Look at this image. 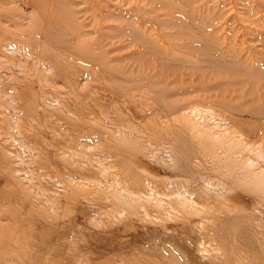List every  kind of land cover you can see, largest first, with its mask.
I'll list each match as a JSON object with an SVG mask.
<instances>
[{"label": "rangeland", "instance_id": "rangeland-1", "mask_svg": "<svg viewBox=\"0 0 264 264\" xmlns=\"http://www.w3.org/2000/svg\"><path fill=\"white\" fill-rule=\"evenodd\" d=\"M20 1L24 3L26 0ZM191 1L40 0L37 6L25 3L24 9H34L33 19L37 17L36 14L49 17L48 20L53 24L49 29L52 35L47 39L37 32H31L13 37L17 41L32 39L35 43L29 44L40 52L37 56L27 59L25 64L28 65V71L23 77L33 82L31 78L33 71H30L29 67H33L38 75L44 73L45 76H39L41 81H34L30 88L26 84L17 86V95L11 106L5 103L8 107L3 109L5 115L2 127L0 122L3 138L7 139V143H13L14 139L10 135L14 132L16 122L26 123L34 116L36 119L31 122L34 125V132L50 134L51 131L50 133L43 131L41 126L43 122L50 121L63 130L69 129L72 136L77 134L73 130L74 127H87L94 131L93 134L98 135L104 129L106 119L110 118L119 125L118 131L121 133L124 130V123L128 121L132 125L134 135L131 153L134 147L145 142L151 144L148 151L152 153L163 145L173 151L177 148L187 151L185 147L188 146V160H192L195 155L200 154L196 153L199 138L186 125L161 119L162 114L171 107L170 101L175 98L172 97L168 101L169 96L166 93L170 89L174 91L171 92L172 95L178 94L179 100L196 97L195 94L188 95L194 88L189 83L166 85L174 78L187 73L192 75L193 81L199 79L201 75L198 81L208 83L212 94L222 93L227 107L223 113L227 120L236 121L238 126L253 130L255 124L252 122H257L258 126L259 120L264 117V42L256 41L254 38L262 39L260 29L264 27V18L260 20V26H255L250 21L261 14L251 10L252 16H242L237 6L231 8L230 6L234 4L221 0L218 2L221 17L214 21L213 9L216 0L213 4L208 3L209 0H201V4H190ZM242 17L246 22L241 19ZM213 23L215 24L211 27ZM0 24L11 26L4 17L1 18ZM218 27V31H212ZM229 32H232V38L236 37V43L228 38H221ZM4 35L6 37V33ZM254 40L255 42H250ZM6 52L9 51H4ZM44 54H50L49 58L52 61L58 60L57 64L60 65L58 71L65 69L62 76H57L55 81L47 80V71L40 66L38 57L42 59ZM1 56L4 54H0V66L3 67L7 65L4 63L6 58L3 59ZM35 61L37 63L33 65ZM48 62L49 60L46 61L47 65ZM50 68L54 71L52 67ZM77 78H83L79 91L75 89ZM225 79L241 85L232 89L217 87L221 86ZM165 85L170 87L163 89L162 96L156 95ZM14 91L10 89L9 93ZM23 92L34 95H38L39 92H51L58 98L59 104L52 103L51 105L55 107L42 119L36 111H23L30 103L24 95H20ZM6 97L0 98L5 101ZM150 113L152 115H149ZM148 119L155 121L146 124ZM178 126L185 130L184 134L176 132ZM30 129L32 128L29 127L28 130ZM128 130L131 131V127ZM51 134L55 136L54 133ZM123 158L129 162L131 160L125 155ZM142 161L144 166L140 169H143L149 180L157 184L166 179H173L174 175H177L170 167H165L167 165L150 161L148 156ZM110 172L116 174L119 181L124 177L133 179V182L138 180L137 176L129 177L127 165L124 164L122 167L110 169ZM171 172L174 175H171ZM0 176L1 181L4 176ZM59 178L62 181L65 179L61 173ZM180 180L179 178L177 182ZM37 183L41 187L49 184L50 189L36 191L35 188L28 186L25 193L12 200L7 195L9 191L0 192V264H8L5 257H11L18 250L24 253L23 260L32 258L34 261L40 260L41 263L52 258L53 254L50 253L54 251L62 255L57 256L58 260L54 261V264H193L187 255L181 254L182 248L178 246L180 239L172 241L174 247L165 253L167 257L131 248L127 255L97 258L85 249L86 245L91 241L97 243L93 235L108 233L113 228L104 229L102 224H94L95 228L91 226L92 228L88 230L81 225V218L91 216L92 212L98 213L97 219L102 223L100 213L111 212V217L107 221L114 228H122L128 225L127 223L141 227L139 217L131 216V210L115 216L112 211L114 199L101 196L100 190L96 192L97 189H94L91 193L81 195L71 188L64 189L61 182L60 185L56 181ZM248 191V188L241 190L235 187L227 194L226 199L233 194H243L248 200L253 194ZM47 198L50 202L44 203ZM87 201L90 202L91 211L82 215L80 210L84 209ZM245 203L232 202L226 208L214 212L219 219L224 220L221 224L226 223L228 232L206 246L210 248L219 244L227 249L228 252L220 260L223 264H264V251L261 250L257 231L250 227L257 215L252 204ZM202 214L206 217L203 212ZM157 218L161 219L163 215L158 214ZM189 219L193 222L191 226L193 225L195 231L194 225L198 223L199 215H192ZM173 221L178 222L177 219L162 221L163 225L169 228L167 234L173 233L172 227L176 225ZM243 222L246 224V230L252 232L251 240L241 236L239 226ZM149 226L142 228L146 229ZM188 230L190 234L191 228ZM214 233L215 231H207L209 236ZM149 240L156 241L153 237ZM100 246L108 247L105 244ZM63 256L66 258L62 259ZM220 257L218 255V259Z\"/></svg>", "mask_w": 264, "mask_h": 264}, {"label": "bare ground", "instance_id": "bare-ground-1", "mask_svg": "<svg viewBox=\"0 0 264 264\" xmlns=\"http://www.w3.org/2000/svg\"><path fill=\"white\" fill-rule=\"evenodd\" d=\"M39 1L26 0L22 3L20 0H0V20L4 17L7 22L11 23V26L0 24V54H4L1 58H6L4 63L7 64L3 67L0 66V97L7 96L5 101L0 98L2 101L0 104L1 127L5 115L3 109L8 107L5 103H9L11 106L17 95L16 87L26 84L30 88L34 81H41L39 76H45L44 73L38 75L33 67H29V70L33 71L31 75L33 82L23 77L28 71V65L25 64L27 59L37 56L40 52L29 44L35 43L32 39L17 41L16 38H13L15 35L23 36L31 32H37L41 37L45 36L47 39L51 37L49 29L53 24L48 20L49 17L36 14L37 17L33 19L34 9L23 8L25 3L37 6ZM213 1L209 0L208 3L213 4ZM216 1L213 9L214 21L221 17V8L218 3L221 0ZM226 1L234 4L230 6L231 8L237 6L238 12L242 16H252L251 10L256 14H261L258 18L250 21L255 26L261 25L260 20L264 18L262 14L264 13V0ZM194 3L201 4V0L190 2V4ZM217 8L220 9L217 10ZM82 12L85 11L82 10ZM241 19L246 22L244 17ZM216 30L218 31L219 27L215 30L212 29L213 32ZM260 31L262 39L254 38L257 39L256 41L264 42V27H261ZM4 33H6V37ZM221 38H228L236 43V37L232 38V32L224 34ZM250 42H255V40ZM4 51L9 52L4 53ZM49 57L50 54H44L42 59L38 57V60L40 66L47 71L46 79L55 81L57 76H62L65 69L58 71L57 68H60V65L57 64L58 60L52 61ZM47 60H49V65L46 63ZM33 63L35 65L37 61ZM207 67L211 66L207 65ZM210 73L212 74V72ZM184 78L186 81H183ZM82 79H76L75 89L78 91L83 84L81 83ZM199 79L194 82L192 75L187 73L181 74L179 78H174L170 84H166L173 86L189 83L194 88L188 92V95L195 94L196 97L179 100L178 94L172 95L171 92L174 91L170 89L166 93L169 96L168 101L172 97L175 98L170 101L171 107L161 117V119H167L175 124L186 125L199 138L196 153L200 154L195 155L192 160H188V146L185 147L187 151L180 148L173 151L163 145L152 153V151H148L151 144L145 142V144L134 147L133 153H131L130 147L134 134L132 125L128 121L124 123L122 133L118 131L119 125L116 121L107 118L102 133L95 135L94 131L87 127H74L76 136H72L69 129L63 130L60 126H54L50 121L43 122L41 125L43 131L49 133L51 131L55 135L53 136L51 133L34 132V125L31 123L36 119L34 116L26 123L16 122L13 128L14 132L10 135L14 139V144L7 143V139L3 138L4 133L0 131V175L4 176L0 181V192L9 191L7 195L12 200L19 194L25 193L28 186L35 188L36 191L50 189L49 184L41 187L37 181H56L58 184L61 182L64 184V189L71 188L80 192L81 195L91 193V190L94 189H97L96 192L100 190L101 196L114 199L115 204L112 211L115 216L131 210V216L137 215L142 224L140 227L127 223L128 225H124L122 228H114L107 221L111 217V212L100 213V217L103 218L102 223H99V219H97L98 213L92 212L91 216L87 215L86 218H81V225L88 230L94 224H102L104 229L113 228L108 233L93 235L97 239V243L91 241L86 245L85 249L89 253L96 255L97 258L102 256L112 258L118 257L120 254L127 255L131 248H136L167 257L165 253L168 250H173L174 247L171 244L172 241L180 239L178 246L182 248L181 254L187 255L188 260L193 264H223L220 260L228 252L227 249L219 244L210 248L206 246L210 242H214L218 236H224L228 232L226 223L221 224L224 220L219 219L214 212L226 208L232 202L251 203L257 218L250 224V227L256 229L261 242V250L264 251V117L259 120L258 126H256L257 122H252L255 124L253 130L238 126L236 121L227 120L223 113L227 107L222 93L220 95L212 94L210 85L199 82ZM225 80L222 81L221 86L217 87L232 89L241 85V83ZM146 85L148 86V84ZM166 85L156 95L161 94L162 96L163 89L170 87ZM154 86L156 87V84ZM10 89H14L15 93H9ZM20 95H24L27 102L30 101L23 111H36L39 118L42 119L55 107L51 105L52 103L59 104L58 98L51 92H39L38 95L23 92ZM231 107L234 108L233 105ZM18 110L22 111V109ZM163 120L162 122H164ZM153 121L155 119H148L146 124ZM29 127L32 129L28 130ZM130 127L131 131L128 130ZM176 132L184 134L185 130L178 126ZM123 155L130 157V162L124 159ZM145 156H148L152 162L158 161L162 165H167L165 167H170L177 175L171 172L170 174L175 177L166 179L161 184L149 180L143 169H140L141 166H144L142 159ZM123 164L127 165L129 177H138L136 182L127 177L119 181L117 175L110 172V169L122 167ZM166 171L169 170L166 169ZM60 173L62 177H65L64 181L59 178ZM112 174L113 178L110 180ZM183 174L186 176H179ZM179 178L181 180L177 182ZM235 187L241 190L248 188V192L253 193L251 198L247 200L243 194H233L226 199L227 194L232 192ZM159 197L162 199L160 200ZM49 202L48 198L44 200V203ZM84 206V209L80 210L82 215L91 211L89 201ZM229 207L234 208L231 205ZM202 212L206 217H203ZM158 214H162L163 218L158 219ZM192 215H199L198 223L194 225L195 231H193V225L191 226L193 222L189 219ZM176 219L178 222L173 221L176 222V225L172 227L173 233L167 234L169 228L165 227L162 221ZM206 221L208 223H205ZM148 225H150L148 228H142V226ZM189 228L192 230L190 234ZM239 228L241 236L246 240L248 238L251 240L250 233L252 232L246 230L244 222L240 223ZM208 230L215 231V233L209 236ZM152 237L156 241L149 240ZM206 239H211V241ZM101 244L108 245V247L102 248ZM23 254L22 250H18L11 257H5V262L8 264H54L58 257H62V255L51 251L50 254H53V257H50L47 262L41 263L40 260L34 261L32 258L23 260ZM218 255L221 256L219 259Z\"/></svg>", "mask_w": 264, "mask_h": 264}]
</instances>
